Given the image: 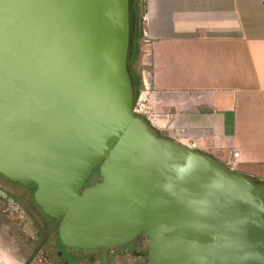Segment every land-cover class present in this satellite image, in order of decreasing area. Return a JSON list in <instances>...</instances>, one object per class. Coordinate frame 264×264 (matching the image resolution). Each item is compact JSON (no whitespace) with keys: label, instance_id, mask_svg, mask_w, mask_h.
<instances>
[{"label":"water","instance_id":"water-1","mask_svg":"<svg viewBox=\"0 0 264 264\" xmlns=\"http://www.w3.org/2000/svg\"><path fill=\"white\" fill-rule=\"evenodd\" d=\"M130 12V0H0V174L36 185L67 248L145 232L146 264H264V183L134 114ZM145 15L140 0V36Z\"/></svg>","mask_w":264,"mask_h":264},{"label":"crops","instance_id":"crops-1","mask_svg":"<svg viewBox=\"0 0 264 264\" xmlns=\"http://www.w3.org/2000/svg\"><path fill=\"white\" fill-rule=\"evenodd\" d=\"M140 1V0H139ZM134 5H132V9ZM143 89L163 137L264 183V0H145Z\"/></svg>","mask_w":264,"mask_h":264},{"label":"flooded vegetation","instance_id":"flooded-vegetation-1","mask_svg":"<svg viewBox=\"0 0 264 264\" xmlns=\"http://www.w3.org/2000/svg\"><path fill=\"white\" fill-rule=\"evenodd\" d=\"M0 177L11 184H18L28 188L27 193L30 194L31 203L35 207L29 210L34 220L32 227L37 238V247H42L43 249V259L53 262V264H146L148 260V237L145 232H140L130 241L116 246L67 248L61 243L58 234L61 217H50L34 201L36 185L34 183L23 184L18 181H12L2 174H0ZM99 180L100 177L95 169L84 184V188ZM0 191L4 193V195L0 194V196L11 202L14 200L11 193L2 188H0ZM33 253L34 249L23 264H27L31 260Z\"/></svg>","mask_w":264,"mask_h":264},{"label":"rangeland","instance_id":"rangeland-1","mask_svg":"<svg viewBox=\"0 0 264 264\" xmlns=\"http://www.w3.org/2000/svg\"><path fill=\"white\" fill-rule=\"evenodd\" d=\"M130 19L133 36L137 30V17L131 13ZM0 188L11 193L14 198L11 202L0 196V264H23L33 249L34 253L27 264H53L43 259V249L37 247V238L32 227L33 215L29 211L35 207L27 193L28 188L11 184L1 177Z\"/></svg>","mask_w":264,"mask_h":264},{"label":"trees","instance_id":"trees-1","mask_svg":"<svg viewBox=\"0 0 264 264\" xmlns=\"http://www.w3.org/2000/svg\"><path fill=\"white\" fill-rule=\"evenodd\" d=\"M131 1V13L135 14L137 17V23H138V16H139V0H130ZM132 5H134V8L132 9ZM141 37L138 34V24H137V30L136 33L132 36L130 32V44H129V56L127 61V66L129 70V74L131 77V81L134 88V98L138 96L140 91L143 89V77L142 72L143 71H150V66H145L140 63V55H141ZM143 119H145L144 116L139 115ZM146 120V119H145ZM147 121V120H146ZM148 122V121H147ZM149 123V122H148ZM150 124V123H149ZM153 130L157 133V135H160L157 130L152 126ZM162 136V135H160ZM96 172L98 173V168H96ZM258 182V181H256ZM261 183V182H258Z\"/></svg>","mask_w":264,"mask_h":264},{"label":"built area","instance_id":"built-area-1","mask_svg":"<svg viewBox=\"0 0 264 264\" xmlns=\"http://www.w3.org/2000/svg\"><path fill=\"white\" fill-rule=\"evenodd\" d=\"M133 112L135 115L139 116H144L145 119L153 125V123L156 121L157 114L154 111L150 100L148 98V95L140 91L136 99L134 100L133 104ZM238 156L237 151H232L231 153V158L226 162V166L229 170L234 171L236 170V157Z\"/></svg>","mask_w":264,"mask_h":264}]
</instances>
